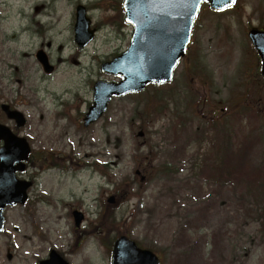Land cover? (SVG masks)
<instances>
[{"label": "rangeland", "instance_id": "374dc122", "mask_svg": "<svg viewBox=\"0 0 264 264\" xmlns=\"http://www.w3.org/2000/svg\"><path fill=\"white\" fill-rule=\"evenodd\" d=\"M122 2L0 0V103L26 116L21 135L52 163L37 171L27 205L7 208L0 264H39L52 250L70 264H111L123 235L163 264H264V185L255 181L264 80L251 69L246 46L250 29L264 28V0H239L223 14L204 6L173 81L115 98L105 117L84 129L80 116L94 84L124 79L101 71L130 46L133 28L112 18ZM78 4L98 30L83 51L74 42ZM39 51L54 74L44 73ZM243 111L258 121L251 125ZM213 118L235 138L258 129L249 133L240 168L210 185L200 169L211 152L206 125ZM0 122L11 127L2 115ZM76 209L85 216L81 229Z\"/></svg>", "mask_w": 264, "mask_h": 264}, {"label": "water", "instance_id": "95a60500", "mask_svg": "<svg viewBox=\"0 0 264 264\" xmlns=\"http://www.w3.org/2000/svg\"><path fill=\"white\" fill-rule=\"evenodd\" d=\"M208 1L214 9L232 6L233 0H126L124 4L126 21L134 29L132 45L128 52L102 66V71L113 75H123L120 84L98 82L94 87V103L85 119V126L97 122L107 111L113 96L144 90L148 83L157 84L171 81L173 70L185 56L189 44L193 21L202 2ZM75 41L80 49L85 48L95 37L91 21L84 7L77 9ZM250 38L263 60L264 76V32L252 31ZM39 61L47 73L52 72L46 56L40 52ZM10 119L17 121L19 127L26 123L24 116L3 106ZM7 146L0 151V233L5 227L4 211L8 206L24 205L27 201L26 190L30 184L15 179L13 164L23 163L30 153L27 142L17 139L5 127L0 126V139ZM12 152L23 153L21 157ZM14 156L15 159H10ZM13 161V162H12ZM23 167L21 166L20 169ZM113 201V200H111ZM76 225L80 227L83 216L74 213ZM40 264H69L57 252L52 251L49 260ZM112 264H161L159 257L152 251L140 249L127 237H121L114 245Z\"/></svg>", "mask_w": 264, "mask_h": 264}, {"label": "trees", "instance_id": "16d2710c", "mask_svg": "<svg viewBox=\"0 0 264 264\" xmlns=\"http://www.w3.org/2000/svg\"><path fill=\"white\" fill-rule=\"evenodd\" d=\"M122 18H124V16L122 17V13L120 12L121 21ZM215 133L214 140L211 141L213 152H210L209 155L205 156L200 169V173L204 174L208 184H214L215 180H218L237 168H240L244 157V149H246L247 146L245 145L244 148L243 146L240 148L239 144L234 146V136L225 129L221 130L217 128ZM202 134L204 135L205 133ZM168 168L169 165L165 164L160 169L164 170ZM255 181L262 182L263 186L264 176L263 180L257 179L255 176Z\"/></svg>", "mask_w": 264, "mask_h": 264}, {"label": "flooded vegetation", "instance_id": "af4514ba", "mask_svg": "<svg viewBox=\"0 0 264 264\" xmlns=\"http://www.w3.org/2000/svg\"><path fill=\"white\" fill-rule=\"evenodd\" d=\"M10 123H11V127L10 126L9 127L13 130V132L16 133V132L20 131L17 129L16 123H14V122H10ZM17 135H20V133H17ZM4 145H5V143L3 141H0V147H3ZM16 176L19 180L31 182L33 184V187L36 186V180H37L38 176L36 174V169H35L33 163H30L28 161V163L26 164L25 170H23L21 172H17Z\"/></svg>", "mask_w": 264, "mask_h": 264}, {"label": "bare ground", "instance_id": "6f19581e", "mask_svg": "<svg viewBox=\"0 0 264 264\" xmlns=\"http://www.w3.org/2000/svg\"><path fill=\"white\" fill-rule=\"evenodd\" d=\"M47 23H44V25H46ZM211 34V33H210ZM212 36V35H211Z\"/></svg>", "mask_w": 264, "mask_h": 264}, {"label": "snow or ice", "instance_id": "6c2138e0", "mask_svg": "<svg viewBox=\"0 0 264 264\" xmlns=\"http://www.w3.org/2000/svg\"><path fill=\"white\" fill-rule=\"evenodd\" d=\"M233 2H234V0H233Z\"/></svg>", "mask_w": 264, "mask_h": 264}]
</instances>
